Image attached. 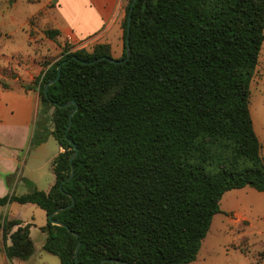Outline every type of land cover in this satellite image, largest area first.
I'll return each mask as SVG.
<instances>
[{
  "label": "trees",
  "instance_id": "obj_1",
  "mask_svg": "<svg viewBox=\"0 0 264 264\" xmlns=\"http://www.w3.org/2000/svg\"><path fill=\"white\" fill-rule=\"evenodd\" d=\"M132 2L117 58L129 51V60L81 62L113 57L108 43L67 49L21 84L40 95L31 145L53 135L64 151L54 159L56 182L48 192L0 196V205L36 203L48 217L58 210L53 218L65 225L48 219L44 249L61 264H191L224 194L246 186L264 191L250 111L264 0H137L128 50ZM61 63L60 79L46 94ZM0 228L9 259L34 254L30 223L5 218Z\"/></svg>",
  "mask_w": 264,
  "mask_h": 264
},
{
  "label": "rangeland",
  "instance_id": "obj_2",
  "mask_svg": "<svg viewBox=\"0 0 264 264\" xmlns=\"http://www.w3.org/2000/svg\"><path fill=\"white\" fill-rule=\"evenodd\" d=\"M58 4L59 0H0V79L8 87L32 82L42 70L60 59L64 50L93 51L98 44L71 40L62 32L51 37L49 30H60ZM112 56L120 58L123 53L119 54L115 48ZM250 92V111L264 161V44L252 74ZM51 142L55 151L57 142L54 139ZM25 189L18 187L16 194L24 193ZM24 206L14 202L0 207V217L32 214L37 228L42 230L48 223L47 212L37 205L35 209ZM221 209L213 217L198 257L191 264H264V191L251 186L227 191ZM33 232L36 244L33 261L14 260L10 264H61L59 256L44 249L46 234L35 229Z\"/></svg>",
  "mask_w": 264,
  "mask_h": 264
},
{
  "label": "crops",
  "instance_id": "obj_3",
  "mask_svg": "<svg viewBox=\"0 0 264 264\" xmlns=\"http://www.w3.org/2000/svg\"><path fill=\"white\" fill-rule=\"evenodd\" d=\"M126 5L127 0H59L60 24L58 27L62 34L71 40L108 43L111 45L112 52L117 48L120 54L124 50L122 22L126 15ZM39 108L38 91L25 90L22 86L5 88L0 83V196L16 194L17 188L22 186L26 188L22 194L36 188L48 192L56 182L53 162L64 148L53 135L41 144L33 148L31 146ZM52 139L57 142L55 151H53L54 146H51ZM11 203L14 202L0 205V207H8ZM24 204L25 208L30 206L35 209V205L39 206L32 202ZM24 214L25 216L19 214L6 218L20 219L23 224L30 223V235L33 241L35 229L36 232L41 231L46 234V242L47 232L37 228L32 214ZM2 218L0 217V222L5 219ZM16 229L17 227L14 228ZM0 239L1 264L22 260L9 259L6 256L2 228H0ZM8 241L11 244L10 238L7 239V244ZM35 253L36 249L29 259L22 261H33Z\"/></svg>",
  "mask_w": 264,
  "mask_h": 264
},
{
  "label": "water",
  "instance_id": "obj_4",
  "mask_svg": "<svg viewBox=\"0 0 264 264\" xmlns=\"http://www.w3.org/2000/svg\"><path fill=\"white\" fill-rule=\"evenodd\" d=\"M136 1H137V0H133L132 5H131L130 12H129V14H128V36H127L128 50H129V33H130V25H131V12H132V10H133V8H134V5H135ZM130 56H131V53L128 51L127 56H126L125 58H123V59H117V58H113V57L103 56V57H99V58H96V59L91 60V61L81 60V62H82L83 64H91V63H95V62H97V61H100V60H102V59H108V60L113 61V62H115V63H124V62H126L127 60H129ZM75 58L78 59V60H80V58L77 57V56H75ZM62 65H63V64L61 63V64H59V66H58V74H57L56 78L50 80L48 83L45 84V93H46V94H48V87H49V85L55 83L56 81H58V80L60 79ZM68 104H77V103H76L75 100H71ZM68 104H67V105H68ZM77 109H78V106H76V108H75V109L71 112V114H70V124H69V126H68V130L70 129V127H71V125H72V117H73V114L77 111ZM69 140H70V139H69ZM70 142L74 144V142H73L72 140H70ZM78 152H79V149L77 148V149H76V152L71 156V159H70L71 162H73V159L76 157V155L78 154ZM74 172H75V170H74V167L72 166V172H71L70 176H68V178H67L68 180L74 175ZM61 188H62V185H61ZM74 202H75V199L73 198L72 203L69 204V205H67V206H65V207H63L62 209H67V208L71 207V205H73ZM57 212H58V210L55 211L54 213L50 214V215H49V219H50L54 224L65 225L63 222H61V221L56 220V219L53 218V216H54ZM76 235H78V234H76ZM80 245H81V243H79V245H78V247H77V249H76V255H78V252H79V249H80ZM109 261H111V262H116V261H117V262H119V263L129 264L127 261H119V260H114V259H103V260H101V261H100L99 263H97V264H103V263H106V262H109Z\"/></svg>",
  "mask_w": 264,
  "mask_h": 264
}]
</instances>
